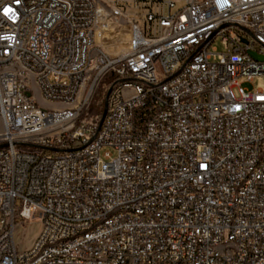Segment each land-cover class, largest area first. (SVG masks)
Masks as SVG:
<instances>
[{
	"label": "built area",
	"instance_id": "obj_1",
	"mask_svg": "<svg viewBox=\"0 0 264 264\" xmlns=\"http://www.w3.org/2000/svg\"><path fill=\"white\" fill-rule=\"evenodd\" d=\"M133 2L0 0V264H264V0Z\"/></svg>",
	"mask_w": 264,
	"mask_h": 264
},
{
	"label": "rangeland",
	"instance_id": "obj_2",
	"mask_svg": "<svg viewBox=\"0 0 264 264\" xmlns=\"http://www.w3.org/2000/svg\"><path fill=\"white\" fill-rule=\"evenodd\" d=\"M101 1L108 2L111 4L117 1H120L122 3L125 2L127 5V12L132 17L135 14H139L142 16L145 12V6H143V3H141L138 6H135L133 2L134 0H101ZM155 1H165V0H155ZM180 6L181 5H179V7ZM136 7H138L139 9H136ZM137 18H139L138 15H137ZM248 37L250 40H252L250 36ZM214 45L215 47H217L218 51L220 52L223 51V47L219 39L215 42ZM240 82H242V87L245 90H248V91L264 90V76H258L254 78V80L251 82H247L245 80H240ZM234 92L237 95V90H235ZM34 96L40 106L47 107V108H54V107L61 106V105L50 104V103L43 101V99L39 96V94H37V92H34ZM106 96H107V89L103 87L98 91V94L96 95V98L91 106V111L87 115L88 118L91 116L101 117L103 115V112L105 109ZM1 130H2V123L0 120V132ZM104 152L105 150H102V155L104 154ZM112 154L113 156H115L114 151H112ZM41 231H42V223L39 219H35L33 221H30L28 223H23L22 225H20L17 228L15 232V236H14L15 243H16L18 250L24 251V250L31 249L35 241L37 240L38 236L40 235Z\"/></svg>",
	"mask_w": 264,
	"mask_h": 264
},
{
	"label": "water",
	"instance_id": "obj_3",
	"mask_svg": "<svg viewBox=\"0 0 264 264\" xmlns=\"http://www.w3.org/2000/svg\"><path fill=\"white\" fill-rule=\"evenodd\" d=\"M243 42H244L245 44L247 43L246 40H243ZM249 53H250V55H251L254 59H256V60H260V61H264V58H263V57H259V56H257L254 52H249ZM106 112H107V104H105V109H104V112H103V115H102V120H103V118L105 117ZM4 146H6V145H4ZM55 151H56V150H55Z\"/></svg>",
	"mask_w": 264,
	"mask_h": 264
},
{
	"label": "snow or ice",
	"instance_id": "obj_4",
	"mask_svg": "<svg viewBox=\"0 0 264 264\" xmlns=\"http://www.w3.org/2000/svg\"><path fill=\"white\" fill-rule=\"evenodd\" d=\"M11 11V9L10 8H4L3 9V12H4V15H8V13Z\"/></svg>",
	"mask_w": 264,
	"mask_h": 264
}]
</instances>
